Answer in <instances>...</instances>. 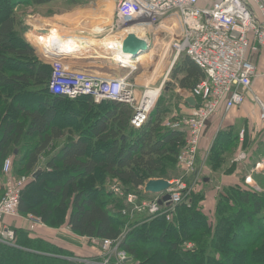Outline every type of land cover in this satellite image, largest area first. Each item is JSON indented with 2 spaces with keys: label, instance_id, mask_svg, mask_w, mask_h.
Returning <instances> with one entry per match:
<instances>
[{
  "label": "trees",
  "instance_id": "obj_1",
  "mask_svg": "<svg viewBox=\"0 0 264 264\" xmlns=\"http://www.w3.org/2000/svg\"><path fill=\"white\" fill-rule=\"evenodd\" d=\"M6 1L0 4V197L6 158L18 176L35 173L42 163L38 175L23 185L18 213L35 214L46 227L30 231L9 223L14 245L0 242V264H84L68 258L101 261V249L81 244L79 237L115 240L125 228L118 249L133 264H264V194L243 180L246 169L254 165L245 150V137L235 152L246 153L244 163L227 158L236 139H231L229 130L219 131L209 150L202 137L195 171L185 176L178 154L187 133L166 125L176 117L172 111L180 102L175 85L192 89L205 77L203 70L188 55H181L145 122L134 127V110L126 103L95 102L90 95L71 99L49 91L52 66L39 59L24 36L18 8L57 0ZM93 61L83 60L84 66L95 68ZM228 161L231 164L226 165ZM205 162L212 173L223 168L234 180L225 178L228 182L221 183L210 208L206 190L193 187L169 219L162 211L140 218L123 214L124 198L107 188L115 182L140 200L152 198L144 191L149 179L183 178L188 183L196 179L197 188L206 187L209 178L199 171ZM33 188L32 195L27 194ZM63 226L77 237L54 231ZM63 237L73 242L72 249L65 248ZM43 251L63 258L45 256Z\"/></svg>",
  "mask_w": 264,
  "mask_h": 264
},
{
  "label": "built area",
  "instance_id": "obj_2",
  "mask_svg": "<svg viewBox=\"0 0 264 264\" xmlns=\"http://www.w3.org/2000/svg\"><path fill=\"white\" fill-rule=\"evenodd\" d=\"M114 1V17H112L109 26L104 25V29L97 32L102 34H111L113 31L120 32V36H113L119 41L121 49L123 40L129 34L128 29L140 28L144 32L143 36L134 35L147 41L148 50L150 44L146 37L148 35L157 37L162 32L165 39L163 44H158V46L172 50L171 67L180 59L181 55L185 54L205 74V77L190 89L194 98L191 112L189 114L175 113V118L166 121L169 128L183 130L187 133L186 141L178 154V162L185 176H189L191 172L195 171L199 144L206 124L221 108L227 112L241 106L248 98H252L259 106V121L264 128V103L254 95L251 85V80L257 73L252 56L264 47V0ZM67 37L62 39L69 40L72 36L68 39ZM43 49L44 62H48L52 66L48 79V88L51 93L65 95L71 99L80 95H90L95 102L104 99L123 102L134 110L131 118V124L134 127H140L145 122L155 103L148 109L143 106L144 98L141 93L147 89L142 90L139 95L136 94L137 86L129 80L128 76L112 77L107 71L89 69L84 66L85 64L81 69L72 68L66 61L67 56L65 55L75 54L81 58V52H62L56 55L54 47L50 48L45 44H43ZM88 53V51L85 52V54ZM105 55L114 57L111 52L109 54L105 52ZM121 55L123 54L121 53ZM130 60L134 61V59ZM114 61L119 62L121 66L132 67L133 70L136 68L117 60ZM163 84L164 81L159 87V93ZM243 140L244 130L242 129L239 132V141ZM246 157L244 151H239L234 155L233 161L244 163ZM252 170L264 173V158L257 161ZM3 171L7 175V182L0 199V222L5 216H18L21 190L32 177L31 174L19 177L11 176L10 158L3 161ZM245 181L251 186V180L248 177ZM169 182L171 185L164 193L156 194L141 202H137V194L115 189L124 198L125 206L128 208L127 210L123 209L122 213L133 216L142 213L152 215L162 211L168 219L176 205L194 187L193 180L188 183L186 179L176 178ZM165 193L169 194V199L160 204L159 200ZM27 217L33 224L40 222L41 225H44L40 218L34 214ZM122 237L123 234L115 240H101L85 236H81V239L96 245L100 244L105 250L114 246L119 252L121 264H128L126 252L118 249ZM0 240L12 245L14 230L2 225ZM111 254L116 256V253ZM111 254L105 251L101 261H82L84 263L90 261L95 264H108ZM70 260L77 259L70 258Z\"/></svg>",
  "mask_w": 264,
  "mask_h": 264
},
{
  "label": "rangeland",
  "instance_id": "obj_3",
  "mask_svg": "<svg viewBox=\"0 0 264 264\" xmlns=\"http://www.w3.org/2000/svg\"><path fill=\"white\" fill-rule=\"evenodd\" d=\"M76 1H78L79 3L75 4V0H73L71 2V4H69L68 0H57V1L50 2V3H47L45 5L37 6V7L36 6H28V7L20 6L18 8V13H19V15H21V20H22L21 25L23 26L24 32H25L24 36L26 37L27 41L32 44V46L34 47L35 51L39 52V54L42 55L43 54V50H44L43 49V45L38 44L37 40L34 39L35 37H34L33 32H31V33H29V32L30 31H34V33H35L36 31H39V34H44L45 32L49 31L48 29L52 30V29L59 28V33L55 30V34L50 35V36H48L46 38V40H51V41L55 42V43L53 42L55 50H57L58 48L62 47V48H64L63 49L64 51H62L63 53H68L70 51L72 52L73 49L68 44V42H70V40L77 41V38L82 37V38L86 39V45L82 49H80L78 51V52H81L80 56H82L83 58H92V59H94V61H93L94 64L92 66H98L100 64L101 65L103 64V66H104L105 64H107V62H105L107 60H108V63L110 64L111 61H109V59H106L105 57H103V56H108V57H110V56L109 55H105L103 53V51L100 50V48H103V46L105 44L106 45L108 44L107 45L108 47L109 46L116 47V38L114 36H119L120 32L113 31L111 34H107V33H103L102 34L101 32H97V31L103 30L104 29L103 28L104 25L105 26H109V24H110V22L112 20V17H114L115 1L114 0H76ZM6 2H7L6 0H0V4L1 5L6 3ZM96 12H97V14H96ZM40 26H42V27H40ZM48 27H51V28H48ZM38 29H44V30H47V31H42V30H38ZM93 30H95V31H93ZM70 36H72V37L69 40H63L62 39V38L65 39V37H67V39H68ZM159 41H160L159 38H157V42H159ZM162 43H163V41H162ZM157 44H156V47L153 48L154 52L152 53L153 55L155 54V58H156V61L153 64L155 67H156V63H158L157 55L161 56L162 53H163V51H161L160 47ZM50 46H51V44H50ZM51 47H53V46H51ZM95 47H97V49ZM104 49H105V47H104ZM116 49H117V47H116ZM86 51H88L89 53L85 54ZM169 52H172V50L170 48H167V53H169ZM167 53H165V57L167 56ZM89 54H91V55H89ZM118 54L119 53L114 54V59L117 60V61H119V59L116 58V57H119ZM146 54L147 53H142L139 56H137L136 58H133L134 60L140 61V63L139 62H138L139 64L136 63V62L133 63V61H132V64L135 67L136 66L140 67V66H142V64H146V65L149 64V58L150 57H149V55H146ZM84 63H86V62H84ZM112 65H113V67L116 66L115 63L112 64ZM88 68L89 69L99 70L98 67H95V68L88 67ZM160 69H161V67L158 66L156 68L155 72L158 73L160 71ZM152 77L154 79V76H152ZM153 79H151V81L149 82L150 86H146V87L142 88V90L155 88V87H158L160 85L159 82H161L162 78H160V80L159 81L157 80L156 82H154ZM158 94H159V91H158ZM158 94H157V96H158ZM157 96H156V98H157ZM59 116L62 117L64 115L62 113H60ZM255 138L259 139L261 141V143H262V146H264V143L262 141L264 139V129L260 130L259 134H257ZM262 146L259 145L258 147H254L253 148L252 145H247L245 150L249 154L250 159L252 161L254 160L255 156L259 155L260 153H262L264 151V149H261ZM229 149H231V148H229ZM202 153H203V151L200 152V156H202ZM226 155H227V158L229 157L228 160H230V156H228L229 153H227ZM232 160H233V158H232ZM229 164H231L230 161H228L226 165H229ZM202 165H203V163H202ZM42 166H43V164L40 163L37 166L36 171L37 170L41 171ZM203 168H202V170L201 169L199 170L200 174L206 176V178H209L210 182L208 183V186H206V187H201L200 186V187L197 188L196 186H197L198 182H197L196 179H193V181H194V189H197V190L200 189L202 191L206 190V192H204V193H206V197H207V206H208V208H210V206L212 207L213 201H214L213 195L215 197L217 192L220 190L221 184H219L218 182H220L221 179H223L222 176L223 175L226 176V174L224 173L223 168H221V169H219V170H217V171L212 173L209 170L206 162L204 163V167ZM14 169L15 168H14L13 164H11V176L19 177L18 175H15L13 173ZM2 174H3L2 184L4 186L3 187V191H4L5 190V186H6V182H7L6 181V176L7 175L3 171V164H2ZM21 176H24V175H21ZM224 178L233 179L231 177H224ZM245 179L246 178H243L244 182L246 183ZM247 184H248V182H247ZM35 188H37V186ZM35 188H33L32 190H29V193H27V194L31 193V195H32L33 190ZM107 188H108V190H110L111 192H113L115 195H118V196H120L119 195L120 193L116 192V191H118V190L120 191V189L123 190L121 188V186H119V184H117V183L115 184V182H113V184L112 183L108 184ZM115 189H118V190H115ZM149 194H150V196L153 197L157 193H149ZM1 197H0V199H1ZM120 197H122V196H120ZM144 200H147V199H142V200H138L137 199V202H141V201H144ZM111 206L112 205H110V207ZM123 209H126V210L128 209L125 206V203H124ZM174 210H175V208H174ZM30 214L31 213H28V214H26L24 216V215H20V213H19L20 216H24L26 218V220L28 221V227H23V228L26 229V230L32 231L36 227H43V226H41L40 222L33 224V222L30 221L29 218L27 217ZM146 215H149V214H146V213L139 214L138 218L144 217ZM5 217H7V216H5ZM37 217L40 218L39 216H37ZM40 220H41V218H40ZM42 223L46 226V224L43 221H42ZM32 225H34V226L31 227ZM54 231L56 233H60V234L68 233V234H70L69 236H72V237H75V238L77 237L73 232L70 231V229H68L65 226L60 227V228H58V230H54ZM127 231L128 230L125 228L121 234H125ZM168 238H170V237H168ZM63 239L66 240V243H65L66 247L65 248L72 249L73 242L70 241L67 237H63ZM0 242L2 243L1 240H0ZM80 243L81 244H88L90 246H94L96 248L101 249V251L103 252L102 253V258L104 257L103 255L105 254V251H107L108 254L116 253V256H115V254H111L110 261H108V264H121V262L119 261V255H118L119 252H118L117 248L116 249L114 248V246H110V248L105 250V249H103L102 245H100V244L96 245V244H93L92 242L84 241V240H80ZM12 245H14V243ZM187 246L190 247L191 244H188ZM42 253L45 256L47 255V256L52 257V258H59V259L63 258V255L58 254V253L54 254V253L45 252V251H43ZM127 258L128 259H127L126 262L128 264H133L131 257L127 255ZM68 259L70 260V258H68ZM74 259H77V260H74V261L81 262V263H84L82 260H87V259H79V258H74ZM84 264H95V263L87 261Z\"/></svg>",
  "mask_w": 264,
  "mask_h": 264
},
{
  "label": "crops",
  "instance_id": "obj_4",
  "mask_svg": "<svg viewBox=\"0 0 264 264\" xmlns=\"http://www.w3.org/2000/svg\"><path fill=\"white\" fill-rule=\"evenodd\" d=\"M96 14H97V12H96ZM40 27H42V26H40ZM48 28H51V27H48ZM38 30H44V29H38ZM48 30H50V29H48ZM53 30L54 31L56 30L59 33V28L52 29V31ZM31 32H33L34 37H35L34 39L37 40L38 44L42 43V44L47 45L50 48H51V46L54 47V43H55L54 41L46 40L48 35L39 36V35H37V33H39V31H36L35 33H34V31H30L29 33H31ZM157 38H159V40H160L159 42H157ZM146 39L148 40V42L150 44L149 50L145 52V53H147L146 55H149V57H150L149 58V64H147V65L142 64V66H140V67L136 66V68L133 70L132 67L121 66L119 62L118 63L115 62L114 61L115 59H113L114 57H110V58L106 57V59H109V61H111V63L109 64L108 60H107V61H105V62H107V64L104 65L110 69L107 72H109V74L112 77L128 76L129 80L131 82L135 83V85L137 86V88H136L137 93L136 94H139L142 91V88H144L146 86H150L149 82L151 81V79H153L152 76H154V79H153L154 82H156L157 80L159 81L160 78H162L161 82H159L160 85L163 81L165 83L166 81L170 80L169 74L171 72V69L173 68V66L176 63H178L180 61V59H179L171 67L173 54H172V52L167 53V49H165V47L163 46L162 48H160L161 51H163V53L161 56L157 55L158 63H156V67H155L153 64L156 61V58H155V54L154 55L152 54L154 52L153 48L156 47L157 43L163 44L162 41L165 39V37H164V34L161 32L157 35V37H154L153 35H148L146 37ZM70 42L77 44V42L73 41V40H70ZM50 44H51V46H50ZM116 46H117V44H116ZM95 48L97 49V47H95ZM63 49L64 48L60 47L55 51L56 52H59V51L62 52V51H64ZM100 50L103 51L104 46H103V48H100ZM105 52L109 54V51L108 52L105 51ZM73 53H75V52H73ZM165 53H167L166 57H165ZM36 54L38 55L39 59L44 62L42 55L39 54V52H36ZM111 54H113V53H111ZM65 56H67L66 61L74 69H81L82 65L85 64L83 62V60H85V59H83V57L80 58L79 56H76L75 54L65 55ZM86 59H92V58H86ZM252 59H253L255 65H256V68H257L256 69L257 73L251 80L252 81V84H251L252 90H253L254 95L257 96L261 100V102L264 103V47L261 48L257 53H254L252 56ZM134 62L140 63V61H137V60H134L133 63ZM92 63H94V62H92ZM114 63L116 64L115 67H113V65H112ZM91 65H93V64H91ZM130 65H133V64L131 63ZM102 66H103V64L102 65L100 64L96 67L102 69ZM158 66H160L161 69L158 73H156L155 70ZM167 74H168V76H167ZM160 85L158 87H160ZM158 87H155V88H158ZM174 91L179 95L180 102L178 103L177 107L173 108L172 112H176L177 114H189L192 110L191 104L187 101L188 99L192 98V95L190 93V89L184 88V87L182 88V87H179L178 85H175ZM242 129L244 130V137L246 139V145H252L253 148L257 144L262 146L261 141L255 137L257 134H259V131L263 130L264 128L262 129V126H261L260 121H259V106L255 102V100L252 98H248L241 106L232 108L227 112H225L221 108L217 114L212 116L209 119L208 124L205 128L202 144H206L208 146L207 150H209V148L212 145V143H213L216 135L218 134V132L221 130H229L231 132V135H230L231 139L236 138L234 143L231 145V149H228L230 160H232V158L236 152V149H238V147L241 145V142L239 141V132ZM245 130H246V132H245ZM262 141L264 143V139ZM261 149H264V146H262ZM262 158H264V151L261 154L255 156L253 163L255 164L257 161H259ZM244 166L246 168L247 164H244ZM253 167H254V165L251 166L249 169H246L247 173H246L245 178L248 177L249 180H251V186L253 188L257 189L259 192L264 194V173L253 172V170H252ZM222 177H223V179H221L220 184L223 182H228L227 180H225L224 175ZM226 177H229V176H226ZM9 223H13V225L15 227H19V228L28 227V221L26 220V218L24 216L18 215L17 217L7 216L5 218V220H3V222H0V228L2 225H5V224L8 226ZM41 226L46 227L45 225H41ZM55 230H58V229H55ZM79 239L82 240L81 236L79 237Z\"/></svg>",
  "mask_w": 264,
  "mask_h": 264
},
{
  "label": "water",
  "instance_id": "obj_5",
  "mask_svg": "<svg viewBox=\"0 0 264 264\" xmlns=\"http://www.w3.org/2000/svg\"><path fill=\"white\" fill-rule=\"evenodd\" d=\"M47 31V30H42ZM148 50V43L145 39L139 38L136 35L129 33L122 42L120 52L123 55L130 54V59L137 57L138 55L145 53ZM190 104L194 103V98L187 100ZM40 170H37L33 174L35 178ZM170 182L164 178L149 179L144 184V191L147 193H162L170 187ZM169 199V194H164L159 200V203L162 204L163 201Z\"/></svg>",
  "mask_w": 264,
  "mask_h": 264
},
{
  "label": "bare ground",
  "instance_id": "obj_6",
  "mask_svg": "<svg viewBox=\"0 0 264 264\" xmlns=\"http://www.w3.org/2000/svg\"><path fill=\"white\" fill-rule=\"evenodd\" d=\"M128 33H132V34H136L138 36H143L144 32L142 31V29L140 28H136V27H133V28H129ZM55 34V31L53 30H49L47 32H45L44 34H39L37 33V35L39 36H50V35H53ZM120 36V35H119ZM77 44H74V43H70L68 42V44L72 47V52H77L79 51L80 49H82L85 45H86V39L85 38H82V37H79L77 38ZM113 43V42H112ZM114 44V43H113ZM116 44H117V49L114 47V46H106L104 45L105 49L103 50V53L105 54V51H109L113 54H116V53H119V57H116L117 59H119L120 62H123L124 64L126 65H130L132 63V61L129 59L130 57V54H126V55H121V52H120V45H119V41L116 39ZM62 48V47H61ZM58 53H62V52H55V54L57 55ZM139 56V55H138ZM136 58V57H135ZM158 91H159V87L158 88H150V89H147L145 92L141 93V96L144 98V102H143V106L148 109L151 107V105L155 102L156 100V96L158 94Z\"/></svg>",
  "mask_w": 264,
  "mask_h": 264
}]
</instances>
